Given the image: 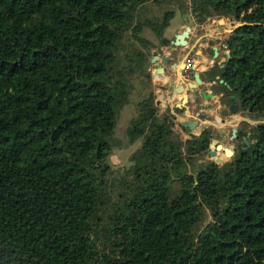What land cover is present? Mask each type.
Instances as JSON below:
<instances>
[{
    "label": "trees",
    "instance_id": "obj_1",
    "mask_svg": "<svg viewBox=\"0 0 264 264\" xmlns=\"http://www.w3.org/2000/svg\"><path fill=\"white\" fill-rule=\"evenodd\" d=\"M161 3L0 0V264H264V0L192 2L233 23L214 90L258 122L221 165L201 160L208 131L183 141L158 115L149 70L176 16ZM134 97L142 144L114 198L110 139Z\"/></svg>",
    "mask_w": 264,
    "mask_h": 264
},
{
    "label": "crops",
    "instance_id": "obj_2",
    "mask_svg": "<svg viewBox=\"0 0 264 264\" xmlns=\"http://www.w3.org/2000/svg\"><path fill=\"white\" fill-rule=\"evenodd\" d=\"M199 20L189 10V18L180 20L176 24L175 32L170 35L168 30L175 23V19H173L165 33V37L170 41V44L157 49L155 52L158 53L156 57L158 60L154 64L151 62L152 81L153 79H158L161 82L156 87L157 101L165 102L164 100H167L168 103H165L178 106L182 95L177 94L176 89L183 86L184 83L186 84V82H191V80L186 81L182 78L184 62L190 54H195L198 58L197 65L200 69L199 74L204 84L203 89H205L206 85L213 84L211 92L213 93L214 99L205 101L199 97L198 102H196L195 95L191 94L189 96V102L186 105L185 113H193L195 117L184 121H198L201 128L213 127L216 129L214 124H210L206 120H210L212 117H215L216 120L217 117L227 119L226 122L228 123L230 118L233 117L231 113H228V100H231V98L226 99L223 95H218L214 90L216 81L220 80V77L219 74H213L212 70L216 65H221L225 62L228 55L225 41L231 34V31L234 30V27L233 23L225 19ZM183 28L191 29L188 46L184 48L175 47L172 45V42L183 32ZM167 58H170V62H166ZM161 70L164 72H161ZM175 85L176 87L174 88ZM212 108H214L212 110L213 112L210 111ZM227 114L229 117H225ZM235 118L245 120V122L252 125V121L244 118L242 115H237ZM223 123L224 121L220 124L221 130H225L227 127H233L229 124L224 125Z\"/></svg>",
    "mask_w": 264,
    "mask_h": 264
},
{
    "label": "rangeland",
    "instance_id": "obj_3",
    "mask_svg": "<svg viewBox=\"0 0 264 264\" xmlns=\"http://www.w3.org/2000/svg\"><path fill=\"white\" fill-rule=\"evenodd\" d=\"M192 2L193 0H164V3H161V6H158L155 8L154 15L159 16L166 11H174L176 13L175 16V23L171 25V28L168 30L170 35H172L175 32V27L176 24L180 20H184V18H189V10L192 13L194 17L195 12L192 9ZM184 17V18H183ZM182 18V19H181ZM151 33V32H150ZM149 33V34H150ZM155 88V87H154ZM193 95H196L195 92H192ZM140 101V98L134 97L132 104L126 108L124 111L120 123L117 126L116 129V134L113 138L110 139L114 149L111 154V158L109 160V164L111 165L113 169L112 175L108 179V189L112 192L113 197L116 198L118 194L122 191V185L124 184L125 181L130 180V167L132 166L131 163V156L132 154L137 151L142 144V139L138 140L135 144L130 145L127 140V130L131 124V121L133 118H136L139 110H138V103ZM167 102V100H164ZM168 103V102H167ZM214 108H212L210 111L213 112ZM215 113V112H214ZM158 115L160 117H165L167 115V112L165 109H162L161 107L158 110ZM239 115V114H237ZM236 115V116H237ZM180 122L184 120H190L192 117H195L193 113H187L186 115L184 114H177ZM174 114L171 112L169 115L170 120L173 119ZM225 117H229L227 114ZM227 119L224 118H217L215 120V117H212L210 120H206L210 124H214L216 129H213V134L212 138L214 139L213 141L216 144H219L220 146L223 147L222 150H218L217 157H209L208 154L201 155V160L207 159V160H212L216 162V158L222 159L223 162L229 161L230 157L229 155L225 152V150H228L229 152H232L234 144L237 145V139L231 141L230 139V134H231V129L233 127H227L225 130H221L220 124L223 121H226ZM204 121V120H203ZM217 121V122H216ZM252 121V120H251ZM198 122V121H196ZM258 122L252 121V125L257 124ZM177 128L174 129L175 133L183 140L186 141L189 138H191L193 135L196 137H199L200 135V130H194L193 132L185 131L181 129L180 123L176 121ZM242 127V125H240ZM234 129V128H233ZM212 130V128H211ZM211 149L209 150V152ZM204 156V158H203ZM233 158V157H232ZM230 162V161H229ZM222 163H219L221 165ZM178 187V185L176 186Z\"/></svg>",
    "mask_w": 264,
    "mask_h": 264
},
{
    "label": "water",
    "instance_id": "obj_4",
    "mask_svg": "<svg viewBox=\"0 0 264 264\" xmlns=\"http://www.w3.org/2000/svg\"><path fill=\"white\" fill-rule=\"evenodd\" d=\"M231 32H233V31H231ZM190 33H191V29L190 28H183V32L176 37L175 41L172 42V45L175 46V47H180V48H184V47L188 46V40L190 38ZM157 56H158V53L154 52L153 53L154 59H152V64H154L158 60V59H156ZM166 62H170V58H167ZM149 72H150V76L152 77L153 74H152V69L151 68H150ZM161 72H164V71L161 70ZM160 84H161V82L158 79H153V86L155 88L158 87ZM202 86H204L203 81L201 80L200 74L197 73L195 75V82L194 83H189L187 85V88L184 85L180 86V88L176 89V92H177V94L182 95L180 100H182L183 103L185 104V103H187L189 101V94L188 93L190 91H192V92L197 91ZM175 87H176V85L174 86V88ZM211 88H212V84L206 85V90H201V91L198 92L199 96L205 101H209L210 99H214L213 93L211 92ZM195 97H196L195 99L197 100V96L196 95H195ZM231 98L234 99L235 97H231ZM157 105H160V100L157 101ZM165 107H166V105H163V108H165ZM230 110H231V114L233 115V117L230 118L228 123L226 121H224L223 124L224 125L229 124L230 126L234 127V129L232 131V136H231V139H230L231 141H233V140H235L238 137V133L241 132V130L237 128V125L245 122V120H238V119L235 118V116L238 114V111H239L238 107L231 106ZM167 111L171 112L172 108L168 107ZM182 125H183L184 128L190 129L191 131H194V130L204 131V129H202L201 126L196 121H192V122L191 121H185V122H183ZM210 149H211V151L209 152V157H217V155H218L217 151L218 150H222L223 147L220 146L219 144H216L215 142H212L211 145H210ZM225 151L229 155V157H230L229 161L231 162L233 160L232 157L234 155V152L236 151V148L233 149L232 152H229L228 150H225ZM216 162L218 164L219 163H223V160L219 159V158H216Z\"/></svg>",
    "mask_w": 264,
    "mask_h": 264
},
{
    "label": "flooded vegetation",
    "instance_id": "obj_5",
    "mask_svg": "<svg viewBox=\"0 0 264 264\" xmlns=\"http://www.w3.org/2000/svg\"><path fill=\"white\" fill-rule=\"evenodd\" d=\"M193 54V53H192ZM192 54H190V55H192ZM189 55V56H190ZM195 55V54H194ZM196 56V55H195ZM184 64H185V62H184ZM184 68V67H183ZM200 72V70L197 72V73H199ZM197 73H193V77L190 79L191 80V82L190 83H194L195 82V75L197 74ZM182 76H183V70H182ZM189 81V80H188ZM189 83H187L186 82V84L184 83V86L187 88V85H188ZM212 86H213V84H212ZM203 87L204 86H202L201 88H199L197 91H194L195 93H196V96H197V100H196V102H198V99H199V94H198V92L199 91H201V90H206V86H205V89H203ZM189 96L192 94V91H190L189 93ZM196 98V97H195ZM232 99V98H231ZM180 103L178 104V106L177 105H170V104H167V103H165V102H160V105H157V98H156V105L157 106H159V107H161L162 109H165L166 110V112H168L167 111V108L168 107H171L172 108V113L174 114V116L175 117H173V119H172V125H173V128L175 129V128H177L178 126H177V124H176V121L177 122H179L180 123V127H181V129H184V127H183V122H180V120H179V118H178V116H177V114L179 115V114H184V115H186V113H185V111H186V105H187V103H183V101L182 100H180L179 101ZM189 102V101H188ZM163 105H166V107L165 108H163ZM176 110H180V111H182L181 113H177L176 112ZM171 112H169V113H171ZM240 115V114H239ZM185 122V121H184ZM198 124H199V122H197ZM244 123V122H243ZM243 123H241L240 125H242ZM247 123V122H246ZM239 125V127H237L238 129H240V130H242L241 129V126ZM252 126V125H251ZM186 129V128H185ZM202 129H204V131H201L200 130V135L199 136H201L205 131H210L209 133L211 134V136H214V134H213V127H212V130H211V127L209 128H206V127H204V128H202ZM186 130H188L189 132H193V131H191L190 129H186ZM233 131V130H232ZM232 131H231V134H230V138H231V136H232ZM238 135H239V133H238ZM248 136H250V133L248 134ZM237 139V145L236 144H234V147H233V149H235L236 148V151L234 152V155H235V153L237 152V150H238V143H239V141H238V137L236 138ZM214 139H212V142H214L213 141ZM244 141L246 142L247 140L246 139H244ZM232 149V150H233ZM226 152V151H225ZM233 155V156H234Z\"/></svg>",
    "mask_w": 264,
    "mask_h": 264
},
{
    "label": "built area",
    "instance_id": "obj_6",
    "mask_svg": "<svg viewBox=\"0 0 264 264\" xmlns=\"http://www.w3.org/2000/svg\"><path fill=\"white\" fill-rule=\"evenodd\" d=\"M197 62L198 58L194 54L187 57L183 68L182 78L184 80H190L193 77V73H197L200 70L197 65Z\"/></svg>",
    "mask_w": 264,
    "mask_h": 264
}]
</instances>
